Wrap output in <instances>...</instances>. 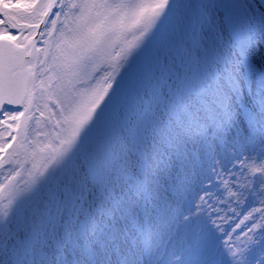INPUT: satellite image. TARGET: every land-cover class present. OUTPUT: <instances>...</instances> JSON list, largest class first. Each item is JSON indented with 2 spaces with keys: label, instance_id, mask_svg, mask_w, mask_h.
<instances>
[{
  "label": "snow or ice",
  "instance_id": "1",
  "mask_svg": "<svg viewBox=\"0 0 264 264\" xmlns=\"http://www.w3.org/2000/svg\"><path fill=\"white\" fill-rule=\"evenodd\" d=\"M0 264H264V0H0Z\"/></svg>",
  "mask_w": 264,
  "mask_h": 264
},
{
  "label": "rangeland",
  "instance_id": "2",
  "mask_svg": "<svg viewBox=\"0 0 264 264\" xmlns=\"http://www.w3.org/2000/svg\"><path fill=\"white\" fill-rule=\"evenodd\" d=\"M249 203H251V201H249ZM133 235H135V233H133ZM122 247H124V248L130 247V242H129V244L122 245ZM169 250H171V249H169ZM69 259H71V257H69Z\"/></svg>",
  "mask_w": 264,
  "mask_h": 264
},
{
  "label": "water",
  "instance_id": "3",
  "mask_svg": "<svg viewBox=\"0 0 264 264\" xmlns=\"http://www.w3.org/2000/svg\"><path fill=\"white\" fill-rule=\"evenodd\" d=\"M42 27V26H41Z\"/></svg>",
  "mask_w": 264,
  "mask_h": 264
}]
</instances>
